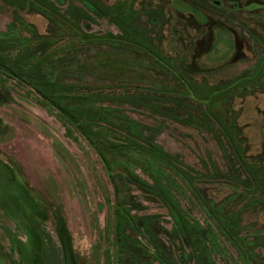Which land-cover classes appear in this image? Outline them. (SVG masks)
I'll use <instances>...</instances> for the list:
<instances>
[{"label":"rangeland","instance_id":"374dc122","mask_svg":"<svg viewBox=\"0 0 264 264\" xmlns=\"http://www.w3.org/2000/svg\"><path fill=\"white\" fill-rule=\"evenodd\" d=\"M90 2L102 17L88 0H0V55L85 112L118 189L72 120L0 67V264H29L33 222L66 264L57 210L78 264H264V9Z\"/></svg>","mask_w":264,"mask_h":264},{"label":"trees","instance_id":"16d2710c","mask_svg":"<svg viewBox=\"0 0 264 264\" xmlns=\"http://www.w3.org/2000/svg\"><path fill=\"white\" fill-rule=\"evenodd\" d=\"M88 1H89V5L87 3L86 7L91 12L96 14L97 16L102 17L103 13H101L98 10V8L93 3L90 2V0ZM255 2L260 3V0H255ZM212 34H213V31H212ZM210 43H213V42H210ZM211 47H212V44H210V47L208 49H210ZM205 50H206L205 48L201 47L199 51L200 55L205 53ZM241 50H242V45L240 43L237 46L236 52L234 53L232 57L233 60L241 58V53H242ZM14 60L15 59L8 60L7 57L0 55V67L8 70L9 73H11L12 76L19 81H25L26 79L30 87L35 89L36 92L48 102V104H51L52 106L57 108L60 112H63L69 119L72 120L73 125L76 126L82 132V134L89 140V142L95 148V150L97 151V153L103 160L107 174L112 179L116 189H118V185L116 184L114 180V176L112 172V165L108 161L107 156L104 154L105 149L102 148V147H106V149L108 150V147L110 146L109 144L111 143L109 142V144L108 143L102 144L103 143L102 138L98 137L97 130H95V128L92 127V124L90 121L86 120L85 112H83L80 108L76 109L70 106L61 105L57 96L53 92L54 84L49 80V78L45 74H43V79L30 76L28 74L29 73L28 71H27V74H24L23 68H20L18 64L14 62ZM198 69L200 68L196 66V68H194L192 71H195ZM158 154L162 156L164 155L162 151H160V153ZM34 210H35L34 216L38 219L47 220L50 217V214L48 213V211L43 209L39 204L35 205ZM115 215H116V218L118 219L117 224L115 226L116 245L119 247L122 244L124 247L126 244L130 243V238L126 234V229L123 228L122 225L121 227L123 230H125V233L123 234L121 232V227L119 225L120 211L117 205L115 206ZM174 216H175V219H178L179 221L177 214H174ZM53 219L55 222V229H56V232H57V235H58V238H59L62 250H63V255L66 260V264H78L75 251H74V246H73V236H72L71 231L68 228V225H67V222L64 216L60 213V211L57 210L53 214ZM30 230H31L32 248L29 254L30 256L29 264H48V256L45 250L43 237L41 233L39 232L38 226L35 225L34 222ZM118 253L119 251L117 248L115 254L117 257H121L118 255Z\"/></svg>","mask_w":264,"mask_h":264},{"label":"crops","instance_id":"0c3cea01","mask_svg":"<svg viewBox=\"0 0 264 264\" xmlns=\"http://www.w3.org/2000/svg\"><path fill=\"white\" fill-rule=\"evenodd\" d=\"M250 2H248L247 3V5H251V4H256L258 7H254V9L256 8V9H264V0H260V3H257V2H255V0H249ZM226 29V28H225ZM225 30L222 28V27H220V28H218V29H216V37H215V40H214V42H217V34H218V32L219 33H222V32H224ZM229 38V40L230 41H233L232 42V49H231V51L230 52H233V54L235 53V50H236V39H235V37H231V36H229L228 37ZM212 48H213V46H212Z\"/></svg>","mask_w":264,"mask_h":264}]
</instances>
